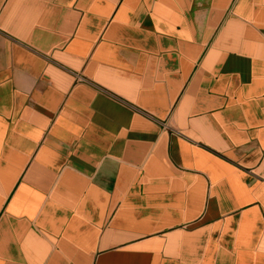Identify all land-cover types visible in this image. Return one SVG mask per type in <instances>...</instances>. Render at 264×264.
<instances>
[{
    "label": "crops",
    "instance_id": "1",
    "mask_svg": "<svg viewBox=\"0 0 264 264\" xmlns=\"http://www.w3.org/2000/svg\"><path fill=\"white\" fill-rule=\"evenodd\" d=\"M0 264H264V0H0Z\"/></svg>",
    "mask_w": 264,
    "mask_h": 264
},
{
    "label": "built area",
    "instance_id": "2",
    "mask_svg": "<svg viewBox=\"0 0 264 264\" xmlns=\"http://www.w3.org/2000/svg\"><path fill=\"white\" fill-rule=\"evenodd\" d=\"M74 76H75V81H76V82L83 81V78H82L80 75L76 74V75H74ZM164 126L166 127V125H164Z\"/></svg>",
    "mask_w": 264,
    "mask_h": 264
}]
</instances>
